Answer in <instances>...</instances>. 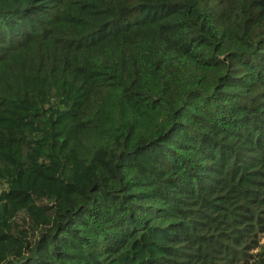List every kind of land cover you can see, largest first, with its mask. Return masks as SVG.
<instances>
[{"label":"trees","instance_id":"16d2710c","mask_svg":"<svg viewBox=\"0 0 264 264\" xmlns=\"http://www.w3.org/2000/svg\"><path fill=\"white\" fill-rule=\"evenodd\" d=\"M0 264H264V0H0Z\"/></svg>","mask_w":264,"mask_h":264}]
</instances>
